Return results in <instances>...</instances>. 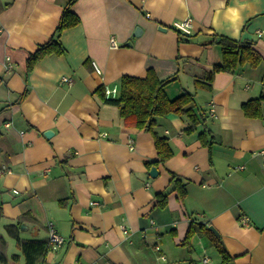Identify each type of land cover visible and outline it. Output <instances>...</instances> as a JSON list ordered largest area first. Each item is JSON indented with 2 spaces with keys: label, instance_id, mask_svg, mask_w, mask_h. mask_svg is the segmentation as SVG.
<instances>
[{
  "label": "crops",
  "instance_id": "crops-1",
  "mask_svg": "<svg viewBox=\"0 0 264 264\" xmlns=\"http://www.w3.org/2000/svg\"><path fill=\"white\" fill-rule=\"evenodd\" d=\"M68 2L0 0V264H25L16 237L48 240L49 223L64 243L37 264H264V0H75L79 22L58 37L64 52L28 71V55L56 38ZM187 18L186 31L174 27ZM214 35L251 43L260 62L208 79L223 63ZM149 68L172 79L169 99L194 94L203 118L187 132L185 114L159 117L154 129L173 155L151 166V133L126 125L103 94L117 85L118 97L123 75ZM256 98L259 113L249 116L243 105ZM172 174L186 193L173 190L160 206Z\"/></svg>",
  "mask_w": 264,
  "mask_h": 264
},
{
  "label": "trees",
  "instance_id": "trees-1",
  "mask_svg": "<svg viewBox=\"0 0 264 264\" xmlns=\"http://www.w3.org/2000/svg\"><path fill=\"white\" fill-rule=\"evenodd\" d=\"M75 0H69L62 10L59 18V23L56 27V38L50 39L40 45L33 53L28 55L27 70L29 71L32 66L48 54H61L63 48L58 41L60 33L69 27L76 25L79 22V17L70 9ZM212 42L220 45L222 48L223 63L216 65L212 72H209L206 77L211 79L213 73L219 70L230 71L236 66L249 62L251 65H257L261 57L259 53L252 47L251 43L240 42L224 36L214 35ZM172 79H159L155 71L149 68L146 75L143 77L123 75L120 78L119 96L114 99H107L119 106V114L121 120L126 125L143 129L151 133L154 146L157 152V160L152 163H146L148 166L151 164L164 163L167 158L173 155L172 149L169 145L168 139L163 135H159L155 131V126L159 117L166 115L169 112L178 114H185L190 124L186 131H193L195 125L202 121V116L197 110L191 106L193 103L194 94L190 92H183L181 95L169 99L164 90V86ZM102 90V89H101ZM260 99H251L244 103L243 108L245 113L249 116H257L259 113ZM198 139L203 145H210L211 137L202 131L198 133ZM171 188L166 192L157 193V204L160 206L165 205L168 194L176 190L180 197L186 193L185 183L182 179L174 174L171 177ZM1 217V209H0ZM9 234L14 235V230H17V224H8L6 226ZM205 230H208L205 228ZM209 231V230H208ZM211 232V231H209ZM194 234L192 224H190L185 237V243L190 242L191 236ZM19 247L24 255L25 264H37L43 260L45 253L50 248L49 240H21L17 238ZM215 244L220 252L223 262L230 259L229 254L224 250L218 238L213 236ZM189 245V244H188Z\"/></svg>",
  "mask_w": 264,
  "mask_h": 264
},
{
  "label": "built area",
  "instance_id": "built-area-1",
  "mask_svg": "<svg viewBox=\"0 0 264 264\" xmlns=\"http://www.w3.org/2000/svg\"><path fill=\"white\" fill-rule=\"evenodd\" d=\"M191 19L190 18H187L185 20H182V21H177L175 24H174V27L178 30H181V31H186V28L189 26ZM260 34V33H259ZM110 39V45L111 47H117V41L115 40V38H109ZM6 66L7 68H11V63H10V60L9 58H7V62H6ZM94 69H95V72L97 74H101V71L100 69L94 64ZM63 81L67 82V83H71V80L68 78V77H62L61 78ZM103 94L104 96L107 98V99H114L117 97V94H118V86L117 85H113V86H104L103 88ZM132 142V141H131ZM130 148H132V144L130 145ZM260 152H264V150H260ZM241 168V166H239ZM93 203H97V202H93ZM243 222L244 224H248V219L247 217H244L243 218ZM120 228L121 230L123 231V233H126L127 230H126V227L124 225H120ZM48 240H49V243H50V247L52 250H55L56 248H58V246H61V244L64 243V237L56 230V228L52 225V223H49L48 224ZM158 248V247H156ZM208 260L207 257H204L203 258V261L202 262H206Z\"/></svg>",
  "mask_w": 264,
  "mask_h": 264
},
{
  "label": "water",
  "instance_id": "water-1",
  "mask_svg": "<svg viewBox=\"0 0 264 264\" xmlns=\"http://www.w3.org/2000/svg\"><path fill=\"white\" fill-rule=\"evenodd\" d=\"M159 28H162V29H165V27H162L161 25L159 26ZM51 132L50 130H47L44 132V134L46 136H49L51 135ZM149 174L154 177L156 174H157V169L155 167H151L150 170H149ZM21 227H23V225H21ZM208 229L215 235V237H219L218 235V232L212 227V226H208Z\"/></svg>",
  "mask_w": 264,
  "mask_h": 264
},
{
  "label": "rangeland",
  "instance_id": "rangeland-1",
  "mask_svg": "<svg viewBox=\"0 0 264 264\" xmlns=\"http://www.w3.org/2000/svg\"><path fill=\"white\" fill-rule=\"evenodd\" d=\"M9 243H10V245H13L12 247L10 246L11 247L10 250H12V248H14V243L15 242H14V240L11 239Z\"/></svg>",
  "mask_w": 264,
  "mask_h": 264
}]
</instances>
